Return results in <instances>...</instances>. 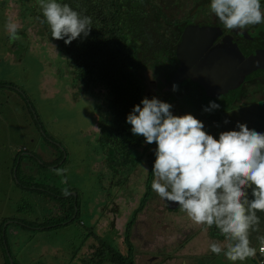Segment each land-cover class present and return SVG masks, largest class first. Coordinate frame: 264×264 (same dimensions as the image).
<instances>
[{
    "label": "trees",
    "instance_id": "trees-1",
    "mask_svg": "<svg viewBox=\"0 0 264 264\" xmlns=\"http://www.w3.org/2000/svg\"><path fill=\"white\" fill-rule=\"evenodd\" d=\"M29 1L31 0H18L23 6ZM33 1L34 4L28 7L32 18L28 19L27 24L23 26L31 27L32 24L37 23L41 26L40 31L47 42L51 40L57 42L58 76L62 82L73 85L76 92L74 96L78 97L79 94L89 92L95 97L96 117L93 119H96L98 137L87 133V142L92 144L93 148L87 149L91 161H87L86 169L87 167L95 168V163H98V168L104 173L100 176L102 179L100 186L92 190L94 194L89 198L86 194L91 190V185H81V182L87 178L76 172V175H72L71 184H68L69 192L75 191V193L63 195V189L58 191V185H56L58 183L50 187L55 190V193L59 192L56 196L59 205L58 217L62 214L63 217L58 218L57 225L45 221L33 225L30 219L21 220L31 223L28 225L33 227L25 225L24 227H30L39 234L57 227L65 230L73 224L84 232V236L79 232L76 233L74 243L69 242L65 246L61 244L64 250L62 254L58 252V264H137L138 250L132 239V226L146 203L154 197H160L151 189L156 145L146 144L142 136H134L131 133V125L126 122L127 115L135 105L140 104L142 107L141 101L145 97L149 99L156 97L163 102H171L170 104L179 111L185 109L183 101H186L191 94H195L196 109L203 110L206 107L204 100L207 93L203 86L198 83L172 81L180 63L178 46L183 35L194 28L215 26L213 28L220 30L224 41L235 43L252 42L255 39L249 31V26L242 30H228L212 12L210 14L216 19L211 21L210 16L204 13V11H211V0H57L58 3H67L73 10L92 18L90 34L86 38L82 35L70 45H65L63 40L52 39L47 24H41L37 19V17L43 18L42 12L37 0ZM261 6H264V2H261ZM24 15L21 14L20 17L23 18ZM255 38L257 43L253 46L260 45L264 51V29ZM49 58L52 59L49 61L50 65L57 66L56 57L49 55ZM145 71L151 72L148 76L153 78V83L158 89L165 88V90H159L158 95L149 91ZM260 78L264 79V76ZM260 83L264 85L262 80ZM173 84L179 85V91H172ZM257 84L256 80H247L237 96L226 101L219 108L224 110L221 115H229L224 109L228 102L239 104V106L252 105L254 101L250 95L252 91L256 92L257 99L264 100L262 86L256 88ZM162 94L164 96L160 97ZM250 118L258 119V117ZM223 121L222 117L206 119L210 130H216L214 133L217 135L216 139L219 138V127ZM259 132L264 133V129H259ZM207 133L210 134L209 131ZM60 142L64 145L63 141ZM82 145L86 143L82 141ZM57 147L58 169L66 168L69 163L75 161L71 156L74 151L70 150L69 145H65L64 149H61L60 145ZM100 151L103 158L99 155ZM54 170L56 169H51L48 179L55 178ZM88 172L93 175L92 170ZM132 176H135L143 186L130 192L128 187L130 183H133ZM139 192H142L141 195H136ZM119 193L131 195L137 205L127 215L126 222L121 227L122 230L117 224L121 211L116 209L115 204L118 198L116 195ZM249 198H252L250 194ZM163 204L169 211L176 207L178 209V204H169L165 200ZM115 211L118 217L112 219L108 213H115ZM257 215L260 217L259 232H251L249 238L251 243H254L251 246L257 247L258 251L259 243L256 238L258 235H264V212H257ZM105 217L108 218L106 223ZM209 229L213 236L221 240L225 238L215 225ZM87 234L93 239L88 245L90 252L84 254L81 242ZM116 236L127 247L126 251L115 244ZM39 240V238L35 239L36 244L29 245L28 249L24 248L26 250L22 254H17L14 258L15 264H44L48 254H42L43 242ZM5 257L7 264H11L9 255L5 254ZM215 257L219 258L215 254L213 257L206 258L215 259ZM251 258L254 264H264V255L262 260L257 256Z\"/></svg>",
    "mask_w": 264,
    "mask_h": 264
},
{
    "label": "rangeland",
    "instance_id": "rangeland-1",
    "mask_svg": "<svg viewBox=\"0 0 264 264\" xmlns=\"http://www.w3.org/2000/svg\"><path fill=\"white\" fill-rule=\"evenodd\" d=\"M260 2H264V0H260ZM33 4V0L25 6L19 4L18 0H0V228L5 218L19 219L5 222L2 237L5 227L12 221L20 223L21 219L29 218L34 223L33 225L43 223L44 220L46 223L57 225L58 218L63 217V214L58 217L59 205L56 196L59 192L55 193L53 188L43 191L42 185H39V188L31 189L24 187L30 183L29 179H26L30 177V174L23 170L22 165H28L29 172L34 168L30 173L37 172L40 177L39 181L42 178L40 171L43 172L44 164L50 166L45 173L50 172L51 169H58V147L56 148L54 144L60 145L61 149H64L65 145H69L70 150L74 151L71 156L75 160L69 163L66 168L60 169L61 174L58 175L55 172L58 191L70 188L68 184H71L72 175L76 172L87 178L81 182V185H91V190L86 194L89 198L94 194L92 190L100 186L102 181L100 176L104 173L98 168V163H95V168L87 167L88 170L93 171V175L86 169L87 161L91 159L87 154V149L88 147L93 148V145L87 142V135L98 137L96 119H93L96 117L95 97L89 92L79 94L78 97L74 96L76 92L73 85L62 82L58 76L57 42L53 40L47 42L40 31L41 26L37 23L36 25L32 24L31 27H24L27 24L26 21L32 18L28 7ZM204 13L210 16L211 21L216 19L214 15L210 14V10L204 11ZM21 14H25L23 18L20 17ZM9 19L19 25L18 33L21 37L20 40L12 43L9 42V34L5 28ZM261 27L264 28V23H261ZM252 33L254 34L253 30ZM49 55L56 57L57 66L50 65L49 61L52 59L49 58ZM148 75H151V72L147 71L146 73L145 71L149 91L158 95L159 90H165V88L158 89L157 85L153 83V78ZM261 80L264 82V79L261 78L256 80L258 83L256 88L262 86L264 91V85L260 83ZM250 95L254 101L251 103L252 105H247L248 107L230 102L226 104L225 112H228L229 115L230 112L232 113L230 118L222 117L224 121L220 123V133L229 130L238 131L239 129L236 127L238 122L247 124L250 130L255 129L259 132V129H264V100L257 99V94L254 91ZM163 96L162 94L160 97ZM196 98L195 94H191L182 103L185 105V109L178 111L172 107V114L194 115L204 123V130L209 131L210 134L213 133L216 138L217 135H214L216 130H210L206 119L220 117L224 110L218 109L211 112L197 110ZM229 98L231 99V97ZM210 101H214V99L206 96L204 100L206 107L209 106ZM226 101L228 100H225L224 103ZM92 115L93 117H91ZM250 117H258V119ZM60 141H63L64 145H61ZM82 141L86 145L83 146ZM48 145H52L51 149L41 155L39 150L48 147ZM99 155L103 156L101 151ZM37 158L40 159L37 160L40 165H33L32 162ZM25 159L29 162H20ZM33 180H35V176ZM131 180L133 183H130L128 187L130 192L143 186L135 176H132ZM142 189L144 190V188ZM140 191L142 190L140 189ZM71 193H75V191ZM141 193L136 195L140 196ZM116 197H118L115 203L116 209L121 211V217L119 214L117 224L122 230L121 227L126 222L127 215L137 205L131 195L119 193ZM50 206L53 208L52 211ZM171 210L178 212L167 210L163 200L154 197L140 211L134 226H132V239L138 250L137 264H220L221 261L225 264H232L226 261L223 253L219 255V258H206L214 256L209 250V244L218 242L224 245L225 238L221 240L217 236H213L209 228L205 230L203 226L194 225L186 213L179 211V207ZM53 213L55 215H52ZM108 215L112 219L118 217L116 211L115 213L109 212ZM104 222H108L107 217L104 218ZM12 230L16 233L12 240L18 242L14 244L16 247L20 248L25 245L24 248L28 249L29 245L37 243H34L37 238L43 242L42 254H48L44 264H58V252L62 254V250H64L61 244L65 246L69 242L74 243L76 233L84 234L74 224L65 230L57 227L54 230L48 229L41 234L30 227L17 225ZM92 239L93 237L87 234L81 242L84 254L90 252L88 245ZM114 240L117 246L123 247L124 251L127 250L118 236ZM4 248L6 245L0 242V264H7L5 257L7 250L5 251ZM9 255L15 257L16 253L11 249ZM10 263L12 264L11 260ZM236 264H241V262L237 261ZM251 264L254 263L251 262Z\"/></svg>",
    "mask_w": 264,
    "mask_h": 264
},
{
    "label": "clouds",
    "instance_id": "clouds-1",
    "mask_svg": "<svg viewBox=\"0 0 264 264\" xmlns=\"http://www.w3.org/2000/svg\"><path fill=\"white\" fill-rule=\"evenodd\" d=\"M37 4L43 17L37 19L47 24L52 39L70 45L90 34L92 18L67 3L37 0ZM210 9L228 30L264 23L260 0H211ZM5 28L10 43L21 39L16 22L9 19ZM172 91H179V85L173 84ZM141 104L133 107L126 122L134 136L156 145L152 191L169 204H178L194 225L205 230L215 225L226 243H210L211 253H223L232 264L256 257L249 237L259 232L257 212H264V133L238 122V131H222L216 139L194 115H173L170 103L145 97ZM219 108L210 101L203 111ZM54 171L61 174L60 169ZM62 191L71 194L67 188ZM256 239L264 255V235Z\"/></svg>",
    "mask_w": 264,
    "mask_h": 264
},
{
    "label": "water",
    "instance_id": "water-1",
    "mask_svg": "<svg viewBox=\"0 0 264 264\" xmlns=\"http://www.w3.org/2000/svg\"><path fill=\"white\" fill-rule=\"evenodd\" d=\"M219 31L206 25L183 35L178 46L180 63L172 81L198 83L221 107L237 96L244 82L264 73V52L253 53L232 41L216 44ZM257 257L263 259L259 251Z\"/></svg>",
    "mask_w": 264,
    "mask_h": 264
},
{
    "label": "flooded vegetation",
    "instance_id": "flooded-vegetation-1",
    "mask_svg": "<svg viewBox=\"0 0 264 264\" xmlns=\"http://www.w3.org/2000/svg\"><path fill=\"white\" fill-rule=\"evenodd\" d=\"M261 3V2H260ZM261 9H262V11H264V6H261ZM212 27H215V26H212ZM251 29V30H250ZM264 29V28H263ZM252 30H253V32H254V34L252 33ZM262 30V27H261V24H258V25H255V26H249V31L252 33V37H254V39H255V41H249V42H237V44H239L242 48L244 47V46H246L251 52H253V53H255L257 50H261L262 51V48H261V46L260 45H257V46H253L254 45V43L256 44L257 43V40H256V38L255 37H258L259 36V34H260V31ZM258 32V33H257ZM255 33H257V34H255ZM225 35V34H224ZM253 39V40H254ZM216 44H222L223 42H226V41H224L223 40V36L220 34L218 37H217V39H216ZM241 43V44H240ZM224 44V43H223ZM248 52V51H247ZM264 52V51H263ZM263 57H264V53H263ZM262 76H264V73L263 74H261V75H257L254 79H252V80H257L258 78H260V77H262ZM246 82H244L243 84H245ZM209 96V95H208ZM52 145H53V143H52ZM52 145H48V147H45V148H42V150H39V152H40V154L41 155H43V153L45 152V151H49L51 148H50V146H52ZM55 146H56V148H57V144H54ZM58 150V149H57ZM37 160H40L39 158H37L34 162H32V164L33 165H35V164H37V165H40V162H37ZM89 161H91V159H89ZM20 162H22V163H24V162H29L28 160H21ZM52 163V162H51ZM50 163V164H51ZM52 165H54V164H52ZM22 167H23V170L26 172V173H29L30 174V177L29 178H26V179H29V184L28 185H24V187H26V188H35V187H37V188H39V185H42L43 186V191H46L45 189H50V187H53V186H55L54 184L55 183H57V182H55V178H49L48 179V176L50 175L49 174V172L48 173H45L47 170H48V168L50 167L49 166V164H44L43 165V172L41 173V171H40V175L42 176V178H41V180L39 181V176H38V174H37V172H33V173H30L33 169H31L30 170V172H29V166L28 165H22ZM39 172V171H38ZM25 173V174H26ZM34 176H35V180H33L34 179ZM36 177H38V178H36ZM35 184V185H34ZM56 185H58V184H56ZM32 186V187H31ZM41 193H42V191H41ZM57 201V200H56ZM48 207H49V204H48ZM51 207V206H50ZM52 208V207H51ZM53 210V208L51 209V211ZM58 211H59V208H58ZM52 215H55L54 213L52 214ZM43 216H45V214H43ZM49 216V215H48ZM73 217H75V215L73 216ZM25 219H29V218H25ZM7 220H19V219H17V218H5L4 220H3V222H2V227L0 228L1 229V233H0V242H1V244H5L6 245V248H4V250L6 251V254L7 255H9V253L11 252V249H12V252H15L16 253V255L15 256H17V254H22V250H23V248H24V246L23 247H16L14 244H16V243H18L17 241H12L13 240V238H14V236L16 235V233L12 230V229H14V226H16V225H20V226H31V225H28V223L27 222H24V221H22V220H20L21 222L19 223V222H16V221H12L7 227H5V232L3 233V237H2V231H3V227H4V224H5V222L7 221ZM44 221H46V220H44ZM31 227H33V226H31ZM18 248V249H17ZM16 249H17V251H16ZM15 257H13V256H11V255H9V259L13 262V260L12 259H14ZM15 260V259H14Z\"/></svg>",
    "mask_w": 264,
    "mask_h": 264
},
{
    "label": "crops",
    "instance_id": "crops-1",
    "mask_svg": "<svg viewBox=\"0 0 264 264\" xmlns=\"http://www.w3.org/2000/svg\"><path fill=\"white\" fill-rule=\"evenodd\" d=\"M227 116L229 117L231 115L224 114V115H221L220 117H227ZM252 244H254V243H251V245ZM258 247H260V245ZM252 260H253V258H248L246 261H244V264H250L252 262ZM226 261H228V260H226ZM228 262H230V261H228ZM230 263H232V262H230ZM222 264H225V263L222 262Z\"/></svg>",
    "mask_w": 264,
    "mask_h": 264
}]
</instances>
